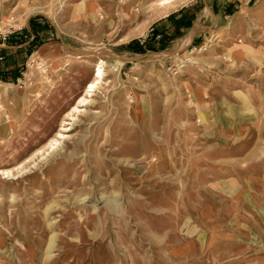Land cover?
<instances>
[{"label": "rangeland", "instance_id": "rangeland-1", "mask_svg": "<svg viewBox=\"0 0 264 264\" xmlns=\"http://www.w3.org/2000/svg\"><path fill=\"white\" fill-rule=\"evenodd\" d=\"M160 1L0 0V264H264V0Z\"/></svg>", "mask_w": 264, "mask_h": 264}, {"label": "built area", "instance_id": "built-area-1", "mask_svg": "<svg viewBox=\"0 0 264 264\" xmlns=\"http://www.w3.org/2000/svg\"><path fill=\"white\" fill-rule=\"evenodd\" d=\"M151 34L154 33L153 30L150 31ZM15 34V31H3V26L0 24V41L2 42H9L11 37ZM157 39H160L159 36L156 37ZM3 60V58L0 57V62ZM39 60V68L42 70L43 73H46L49 69L46 62H43L42 59L37 58ZM185 67L182 60H179L177 62H174V64L169 66V71H172L174 73H179L183 68ZM23 76V77H22ZM18 81V84H26L28 82V79L25 74H20V76L16 79ZM15 81V82H16Z\"/></svg>", "mask_w": 264, "mask_h": 264}, {"label": "bare ground", "instance_id": "bare-ground-1", "mask_svg": "<svg viewBox=\"0 0 264 264\" xmlns=\"http://www.w3.org/2000/svg\"><path fill=\"white\" fill-rule=\"evenodd\" d=\"M173 4H174V0H161L159 2V6L162 7L163 9H167V8L171 7ZM97 72L98 73L95 75L94 81L91 82L88 86L89 90L87 92H89V93L93 92L94 89H96L98 87V85L100 84V79H101V75H102L100 68H98ZM82 102H86V99H82ZM61 131H63V130H61ZM59 136L61 137V134H59Z\"/></svg>", "mask_w": 264, "mask_h": 264}, {"label": "trees", "instance_id": "trees-1", "mask_svg": "<svg viewBox=\"0 0 264 264\" xmlns=\"http://www.w3.org/2000/svg\"><path fill=\"white\" fill-rule=\"evenodd\" d=\"M229 16H231V14ZM148 40L149 41L154 40V37H152V38L149 37ZM149 41H145V43H144L145 45L144 44L141 45L140 42H135L132 45H130V47L134 48L137 51L142 50L143 47L148 49L146 44H148V46H149ZM148 50H151V49H148ZM18 77H19V75L12 76V74H9V73H1L0 74V80L3 82H6V83L10 82V80L12 82H15Z\"/></svg>", "mask_w": 264, "mask_h": 264}, {"label": "crops", "instance_id": "crops-1", "mask_svg": "<svg viewBox=\"0 0 264 264\" xmlns=\"http://www.w3.org/2000/svg\"><path fill=\"white\" fill-rule=\"evenodd\" d=\"M194 35H195V34H194ZM193 38H194V36H193ZM187 41H188V40H187ZM7 48H9V47H7ZM6 50H7V49H4L3 47H0V54H1V53H4ZM1 58H2V57H1ZM7 70H8V69H7ZM7 70H6V71H7Z\"/></svg>", "mask_w": 264, "mask_h": 264}, {"label": "water", "instance_id": "water-1", "mask_svg": "<svg viewBox=\"0 0 264 264\" xmlns=\"http://www.w3.org/2000/svg\"><path fill=\"white\" fill-rule=\"evenodd\" d=\"M193 36H194V31L192 30L191 31V38H193ZM177 53H174V55H176Z\"/></svg>", "mask_w": 264, "mask_h": 264}]
</instances>
